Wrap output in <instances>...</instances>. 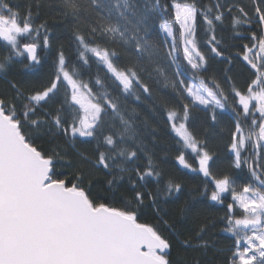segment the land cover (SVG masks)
<instances>
[{
    "label": "snow or ice",
    "instance_id": "6c2138e0",
    "mask_svg": "<svg viewBox=\"0 0 264 264\" xmlns=\"http://www.w3.org/2000/svg\"><path fill=\"white\" fill-rule=\"evenodd\" d=\"M249 6L251 11L240 0H212L203 7L196 0H29L22 15V5L0 0V41L6 49L0 76L13 93L0 96V264H173L170 239L141 222L148 212L186 249L210 246L206 237L215 223L181 232L165 218L184 188L173 179L160 186L162 173L136 126L139 113L128 108L130 101L144 100L174 133L178 164L202 174V195L225 208L222 231L233 243L223 264H264V0H249ZM43 10L71 27L76 59L69 60L61 46L51 77L26 90L8 75L17 64L31 75L43 66L41 49H50L54 38L47 19L35 22ZM198 15L206 25L208 57L198 46ZM226 19L235 36L250 33L243 60L252 77L243 90L229 74L241 53L229 56L216 36ZM210 60L228 65L221 78ZM93 65L96 75L84 79L82 71ZM145 77L174 95L157 106ZM192 109L204 112L213 126L225 118L233 122L230 164L247 169L239 186L232 173L213 171L215 153L191 130ZM141 123L148 128L147 120ZM155 133L151 128L146 134ZM57 136L65 138V150L45 148V137ZM87 143L95 144L91 154L80 150ZM248 148L251 154L242 155ZM188 151L196 166L186 160ZM85 165L106 177L107 200L94 198ZM153 181L155 191L149 187ZM179 212L188 218L192 201L185 200Z\"/></svg>",
    "mask_w": 264,
    "mask_h": 264
},
{
    "label": "trees",
    "instance_id": "16d2710c",
    "mask_svg": "<svg viewBox=\"0 0 264 264\" xmlns=\"http://www.w3.org/2000/svg\"><path fill=\"white\" fill-rule=\"evenodd\" d=\"M15 3L22 5L20 11L23 15L24 7L29 0H13ZM170 2V0H169ZM198 7H203L206 4H210L212 0H196ZM240 2L248 7L249 0H240ZM33 11L35 9L33 8ZM43 10L40 17L36 18V23L39 24L44 19L48 20L50 27L53 30L52 47L50 49H41L43 66H36V75L28 74L29 70L24 68L22 65H15L12 68L11 73L8 75V80H16L23 83L26 90L32 88H40L47 80L51 77L53 72V61L56 58L58 49L62 46L66 57L69 60L75 61L76 50L75 44L71 38V27H64V23L60 22V18L57 17L56 21L50 16H45ZM66 23V22H65ZM178 28V25L174 26ZM245 25L243 28H247ZM252 28L259 32V28L255 24ZM197 40L198 46L204 51L206 57L210 55L207 50V45L203 41V36L206 32V25L203 23L202 17L198 15L196 20ZM216 36L222 40L223 46L227 50V54L231 57H236L237 53L241 55L233 60L231 65V72L229 73L235 82L236 86L240 89H244L245 82L249 81L252 77V72L247 62L243 60V45L248 43L251 46L250 33H244L242 36H235L231 29L230 19H226L225 23L221 27H217ZM4 42L0 41V58L6 54V49L3 47ZM163 54V53H162ZM26 62V61H25ZM125 63H127L125 61ZM210 68L216 74L217 78L223 76V69L227 68L226 64H218L216 61H209ZM169 75L172 74L171 69H167ZM97 73V67L92 66L91 70L82 71L84 79H88L89 76L94 77ZM103 76V72L100 73ZM212 73H209L211 75ZM144 73H142V76ZM145 82L152 88L151 101L156 102L159 106L163 99L171 97L174 94L170 89L163 88L162 82L157 83L154 79H148L145 77ZM223 83V81H221ZM225 89H228V84H224ZM13 95L12 90L9 87L7 81L0 76V96L10 98ZM231 100V97H230ZM150 101L144 100L142 104L135 101H130L128 104L129 111L132 108H136L139 116L136 119V126L141 130V136L143 137L144 145L147 148V152L151 155L155 161L158 169L161 171V187L168 179H173L183 185V192L180 194V199L175 204L169 205L170 211L166 219L175 221L180 227L181 232H193L196 230L200 223L211 221L215 223V227L211 228L206 239L209 240L210 246L207 249L189 250L186 249L180 240L173 234H170L168 229L158 220L155 216L148 212L146 215L141 217V222H146L155 225L159 228L163 234L170 239L172 242V249L170 258L173 264H223L225 259V253L227 249L232 247L233 238L222 231L224 227L220 220V217L225 215V208L222 205H215L213 202L208 200L206 196L202 195L203 185L206 180L202 174L191 172L188 169L182 168L176 160L178 155L179 145L176 142L174 133H171L168 126L165 123V118L161 112L153 113L150 108ZM147 120L148 128L145 129V125L141 121ZM191 130L194 132L196 137L201 141H206L207 146L215 153L217 164L214 166L213 171L217 174L223 172H230L236 179L237 186H239L247 176V169L243 172L234 170L231 167L229 158L231 153L228 152V146L231 139V131L233 130V122L230 119L225 118L221 125L213 126L205 116L204 112L197 111L196 109L191 110L190 119ZM151 128L156 129L155 136L146 134L150 132ZM223 129V130H222ZM45 148L51 149L56 148L60 151L65 150L67 147L65 144V138L63 136L57 137H45ZM95 149L94 143L81 144L80 150L88 154L93 153ZM252 149L248 148L242 155L248 156L251 154ZM74 155V154H73ZM186 160L196 166L194 154L190 151L186 152ZM74 159H78L74 155ZM140 167H145L146 157L141 154V160L139 161ZM84 171L90 173L93 180V196L94 198L99 197L102 200H107L108 193L105 191L106 188V177L102 173L90 172L87 165L84 166ZM150 189L155 191L156 184L151 182L149 185ZM227 196L226 202L230 201V196ZM193 197H195L193 199ZM185 200H190L193 203V212L186 218H180L179 208L183 205ZM184 237H180L183 239Z\"/></svg>",
    "mask_w": 264,
    "mask_h": 264
},
{
    "label": "rangeland",
    "instance_id": "374dc122",
    "mask_svg": "<svg viewBox=\"0 0 264 264\" xmlns=\"http://www.w3.org/2000/svg\"><path fill=\"white\" fill-rule=\"evenodd\" d=\"M258 115V114H257ZM252 152V151H251Z\"/></svg>",
    "mask_w": 264,
    "mask_h": 264
}]
</instances>
